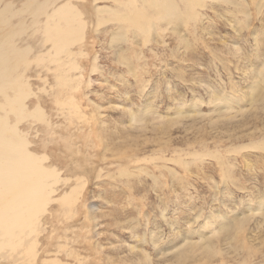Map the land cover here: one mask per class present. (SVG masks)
Returning <instances> with one entry per match:
<instances>
[{"label": "rangeland", "instance_id": "rangeland-1", "mask_svg": "<svg viewBox=\"0 0 264 264\" xmlns=\"http://www.w3.org/2000/svg\"><path fill=\"white\" fill-rule=\"evenodd\" d=\"M151 1L0 0L7 30L47 4L86 22L68 88L48 61L18 71L50 125L20 128L74 202L49 204L35 252L0 264H264V0H169V23ZM133 9L148 30L119 23Z\"/></svg>", "mask_w": 264, "mask_h": 264}, {"label": "bare ground", "instance_id": "bare-ground-1", "mask_svg": "<svg viewBox=\"0 0 264 264\" xmlns=\"http://www.w3.org/2000/svg\"><path fill=\"white\" fill-rule=\"evenodd\" d=\"M170 3L161 5L158 0H152L149 9L169 23L179 12L178 7ZM33 5L29 1L16 14L31 12L29 9ZM47 6L40 5L35 10V18L30 13L31 25L18 30L5 28L4 16L14 11L0 10V256L12 253L22 256L23 253L30 255L35 252L36 237L40 234L38 228L41 226L39 218L46 214L49 204L59 200L54 197L56 186L64 180L67 182V178L61 177L62 170L56 165L46 164L48 157L44 152L37 153L32 149L33 135L20 128L23 123H40L48 125V128L50 125L45 110L36 100L37 93L28 87L18 71L25 72L33 63L48 61L56 66L51 72H61L55 77L56 86L68 88L73 81L69 71L79 69L70 63L69 56L72 54L70 48L84 38V16L70 4L60 5L46 16L42 15ZM128 12V19L119 23L139 31L148 30L149 18L134 9ZM42 17L45 18L41 20ZM29 30L43 37L42 49L46 44L51 48L35 54L31 46L18 45V40ZM20 65L27 67L21 70ZM42 68H46L45 65ZM30 98L36 100L32 108L26 105ZM71 201L70 194L65 193L59 203L67 205Z\"/></svg>", "mask_w": 264, "mask_h": 264}]
</instances>
